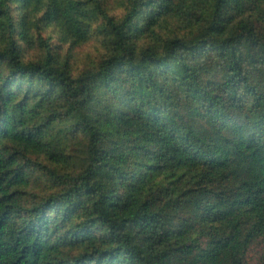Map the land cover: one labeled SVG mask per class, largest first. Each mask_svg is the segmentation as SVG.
I'll use <instances>...</instances> for the list:
<instances>
[{
  "label": "trees",
  "instance_id": "trees-1",
  "mask_svg": "<svg viewBox=\"0 0 264 264\" xmlns=\"http://www.w3.org/2000/svg\"><path fill=\"white\" fill-rule=\"evenodd\" d=\"M0 264H264V0H0Z\"/></svg>",
  "mask_w": 264,
  "mask_h": 264
},
{
  "label": "rangeland",
  "instance_id": "rangeland-1",
  "mask_svg": "<svg viewBox=\"0 0 264 264\" xmlns=\"http://www.w3.org/2000/svg\"><path fill=\"white\" fill-rule=\"evenodd\" d=\"M80 53H82V52H87V51H89V53H91L92 52V50H91V47L89 46V45H85V46H83L81 49H80ZM80 58V57H79ZM76 63H77V66L78 67H81V65H82V61H79V60H77L76 61Z\"/></svg>",
  "mask_w": 264,
  "mask_h": 264
}]
</instances>
